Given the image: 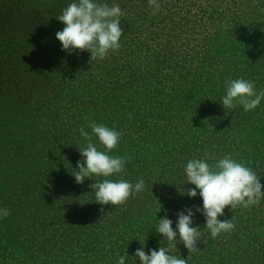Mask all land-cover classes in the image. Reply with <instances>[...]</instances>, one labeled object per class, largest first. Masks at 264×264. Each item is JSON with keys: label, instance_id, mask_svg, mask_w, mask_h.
I'll return each instance as SVG.
<instances>
[{"label": "trees", "instance_id": "16d2710c", "mask_svg": "<svg viewBox=\"0 0 264 264\" xmlns=\"http://www.w3.org/2000/svg\"><path fill=\"white\" fill-rule=\"evenodd\" d=\"M72 2L0 0V74L8 67L14 78L33 72L43 91L72 114L57 132L46 134L49 160L40 161L29 147L20 161L15 149L25 131L6 143L10 127L0 111V209L11 213L0 219L1 264H34L36 244L47 254L45 264H118L121 256L125 264H141L135 257L138 248L150 255L169 247L156 231L160 219H171L175 231L180 211L203 208L199 192L196 198L186 195L195 187L185 172L193 158L211 165L230 154L264 184V100L251 111L221 104L226 80L255 81V91H264V0L256 8L254 0H247L244 11L232 17L231 28L241 32L239 37L217 29L207 49L190 58L174 49L173 33L143 36L136 30L148 21L141 12L130 17L134 10L129 8L137 7L133 0H95L118 4L125 13L121 47L103 60H91L88 51L69 54L56 39L65 27L56 17ZM149 118L155 120L153 129ZM92 122L123 130L108 154L131 159L121 174L93 175L77 184L72 173L78 170L79 148L88 143L80 129L93 136L98 150L107 151L88 126ZM37 128L28 121L27 131ZM104 179L133 185L143 179L146 186L123 205H100L89 185ZM232 217L235 229L213 238L197 212L193 227L200 228L201 252L190 254L177 244L168 254L188 264H264V197L259 205L228 207L218 219ZM44 233L46 243L39 238Z\"/></svg>", "mask_w": 264, "mask_h": 264}, {"label": "clouds", "instance_id": "9594fccd", "mask_svg": "<svg viewBox=\"0 0 264 264\" xmlns=\"http://www.w3.org/2000/svg\"><path fill=\"white\" fill-rule=\"evenodd\" d=\"M152 14L160 11L158 0H149ZM125 13L118 4L109 6L107 3H98L95 0H74L61 14L56 17L65 25L63 30L56 33V39L62 44V50L69 54L88 51L91 60H103L111 51L121 47L120 40L124 35L121 19ZM226 95L221 97L224 108H235L242 105L245 111L256 109L264 100V91H255V81L244 78L225 81ZM131 119V117H129ZM87 119V118H86ZM92 133L107 151L98 150L93 143V136L82 127L80 135L88 142L86 147L79 149L82 160L77 161V168L72 173L77 184H83L93 175L97 177H111L125 171L126 163L131 157L110 156L108 152L115 149L123 136V130L116 131L104 124L92 122L88 125ZM226 130V129H225ZM188 184L195 187L188 189L186 195L191 198L199 196L203 200V208L195 206L186 208L178 213L176 230H173V221L165 216L159 220L156 231L167 238L169 247L161 246L159 250H151L148 255L144 248H138L135 257L141 264H188V260L169 255L172 247L183 244L192 253H199L198 241L200 228L193 227L194 216L201 213L206 221V229L213 238L221 233H228L235 229L231 219H218L224 216L225 209L233 210L237 205L249 207L259 205L264 197V184L257 178L256 173L246 167L243 162L235 160L230 154L225 155L215 164L206 160L193 158L187 162L185 168ZM145 181L140 179L135 185L119 179L113 181L104 179L89 185L95 192L97 203L100 205H123L129 197L141 192L145 188ZM198 190V191H197ZM182 195V194H181ZM11 213L7 208L0 209V219L7 218ZM179 235V240H177ZM126 256H121L118 264H125Z\"/></svg>", "mask_w": 264, "mask_h": 264}, {"label": "rangeland", "instance_id": "374dc122", "mask_svg": "<svg viewBox=\"0 0 264 264\" xmlns=\"http://www.w3.org/2000/svg\"><path fill=\"white\" fill-rule=\"evenodd\" d=\"M119 1L118 4L122 0ZM113 2L117 3V0H113ZM133 2L137 7L129 8L134 10V16L130 15V17H138L137 14L141 12L140 16L146 17V21H148L137 26L136 30L138 29L137 31L141 32L143 36L150 35L152 31L162 33V35L163 33H173L174 49L179 50L180 55L188 58L193 57L199 50L207 49V45L217 33V29H221L224 35L234 33L239 37L241 32L233 30L230 22L234 15L244 11V8L248 6H244L245 3H248L247 0H158L161 9L153 15L149 0H133ZM259 5H261V0H254L251 6L256 8ZM123 17L121 18L124 19ZM154 42L158 44L157 40ZM13 73V69L8 67L3 74H0V82L8 81L5 85L0 86V111H3V116L10 127V129H6V143L14 133L23 130L25 131L24 136L18 139L19 146L15 149L19 160L24 161L20 155L26 153L30 147L28 150L30 153L38 155L37 159L47 161L50 156L49 134L48 137L46 134L49 131L57 132L58 126L66 124L72 114L64 111L62 104L59 105L53 101L50 98L52 97L51 93L43 91L33 72L21 74L17 78H14ZM39 97L41 99L37 100ZM27 104L29 107L26 112ZM150 105L153 103L145 105L144 109H148ZM149 119H151V123L148 127L153 129L155 120ZM29 120L36 123L38 127L36 131H27ZM176 135L177 132H174L173 136ZM38 146L40 148L36 149ZM77 158L83 159L81 155H78ZM195 220H200V217H195ZM27 234L28 232H25L22 236L23 241L27 240ZM46 237L47 234L44 233L39 237L40 241L46 243ZM32 249L34 264H45L46 252L40 249L37 244ZM148 253L149 251H146V254ZM80 260L82 261L83 258ZM75 264H78L77 261Z\"/></svg>", "mask_w": 264, "mask_h": 264}]
</instances>
